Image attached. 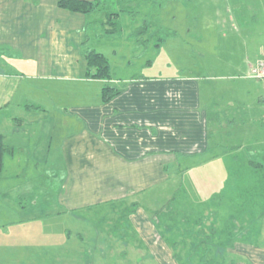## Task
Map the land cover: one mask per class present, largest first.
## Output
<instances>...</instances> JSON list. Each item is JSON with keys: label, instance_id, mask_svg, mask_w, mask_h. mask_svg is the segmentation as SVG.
<instances>
[{"label": "crops", "instance_id": "obj_1", "mask_svg": "<svg viewBox=\"0 0 264 264\" xmlns=\"http://www.w3.org/2000/svg\"><path fill=\"white\" fill-rule=\"evenodd\" d=\"M59 1L0 0V134L9 148L0 177L54 189L57 210L61 206L70 212L100 206L114 209L117 203H132L123 207L127 222L99 232L106 238L98 235L93 246L79 250L76 246L62 254H37L35 259L15 258L10 264H100L106 257L107 264H115L118 250L124 251V263L127 251L134 249L149 250L152 258L161 262L163 251L171 249L162 236L165 229L155 221L168 213L163 211L164 185L187 191L180 171L211 166L218 168L215 177L219 180L220 171H227V149L210 157L207 137L216 134L210 126L216 113L205 103L194 77L114 78L111 83L123 92L104 102L102 90L107 81L87 75L84 50L92 46L93 37L109 36L102 27L105 13L130 5L123 0H90L101 3V8L83 14L60 8ZM145 3L149 10L158 4L156 0ZM128 13L119 19L122 26H128L126 17L132 25L150 20L147 13L142 19ZM96 14L104 15L98 20ZM257 51L263 55L264 45L258 44ZM244 122L236 117L229 120L248 128ZM216 123L223 122L218 119ZM55 142L56 159H52ZM236 147L244 150L242 144ZM254 150L257 155L262 150L264 155L263 146ZM239 158L240 164L249 163L252 178L264 179V166L254 167L250 162L254 156ZM257 162L264 164V156ZM173 171L174 180L170 176ZM53 178H58L54 184ZM229 179L226 186L232 185ZM233 184L237 197L238 189L244 187L242 177ZM150 200L154 203L147 209ZM165 200L170 198L165 196ZM47 206L42 205L43 213L38 216L23 217L15 224L61 214V209L44 211ZM263 207L256 211V218L264 215ZM116 233L120 235L117 238L113 236ZM255 236L260 244L256 248L261 251L254 257L241 254L245 264H264V239L257 226ZM80 239L83 244V237Z\"/></svg>", "mask_w": 264, "mask_h": 264}, {"label": "rangeland", "instance_id": "obj_2", "mask_svg": "<svg viewBox=\"0 0 264 264\" xmlns=\"http://www.w3.org/2000/svg\"><path fill=\"white\" fill-rule=\"evenodd\" d=\"M156 1V8L150 10L145 0L122 1L133 9L139 5L142 9V16L138 17L140 19L144 14H149L152 26L148 34H135L134 31L142 26L140 20L137 21L138 25H132L126 17L128 26L120 24L119 34L106 38L99 34L93 37L92 46L108 57L114 78L157 76L162 79H198L202 98L209 109L216 113L210 121V126L216 130L215 138L209 140L210 157L227 149V171H220L221 182L215 177L219 174L218 168L213 170L211 166L207 168L208 171H180L192 200L208 204L204 214L193 217V220L183 215L166 220L163 214L160 217L157 214L155 221H159L160 226H177L176 234L164 230L162 235L164 239L174 240L172 247L175 245V248L165 249L161 262L152 258L149 250L134 249L127 251L128 256L123 257V263L121 256L124 251L118 250L115 251V264H222L223 256L227 264H245L246 260L240 257L241 254L254 257L261 251V248H256L260 246L255 236L256 226L264 239V215L257 220V225L254 222L258 215L256 211L264 206V179L258 181L257 175L252 178L248 162H237L239 157L253 159L254 156L255 161H260L264 156L262 150L258 155L254 153L255 148L264 147V83L251 73L252 67L259 61L257 56L264 57L257 51L258 44L264 45V0ZM103 15L96 14L95 17L100 20ZM235 117L246 121L244 124L249 127L242 123H229ZM218 119L223 123H216ZM240 144L243 145V151L236 148ZM56 147L57 143L52 149V159L55 158ZM228 172L232 183L242 177L244 187L238 189V198L237 192H234L235 185L226 186ZM174 174L176 171L170 174L173 180ZM52 181L54 184L58 178ZM246 185L250 188H246ZM180 188L164 185L163 211L167 210L170 217L176 211V204L169 201L174 195L178 197ZM224 188L227 191L223 194ZM187 191L183 190L181 193L184 194L180 198L184 199ZM165 196L170 200H165ZM131 203L132 200H129L117 203L114 209L112 206H100L74 212L61 206L59 217H44L36 222L15 224L23 217L31 218L43 213L41 207L45 204L49 206L43 210L48 213L60 210H57V193L54 189L21 183L17 178L11 181L0 177V264H10L15 258L35 259L37 254H62L76 246L77 250L89 248L98 235L106 238L99 232L127 222L123 207ZM153 203V200L148 201L147 209ZM190 229L194 232L188 237L185 232ZM113 236L117 238L120 235ZM82 237L84 243L80 244ZM210 248L213 253L205 254L203 260V253H194L195 250ZM106 261L107 257L100 264H107Z\"/></svg>", "mask_w": 264, "mask_h": 264}, {"label": "trees", "instance_id": "obj_3", "mask_svg": "<svg viewBox=\"0 0 264 264\" xmlns=\"http://www.w3.org/2000/svg\"><path fill=\"white\" fill-rule=\"evenodd\" d=\"M58 6L62 9H66V10L71 11V12L87 14V13H93V12L99 10V8H101V3L90 1V0H60L58 2ZM128 8H131L130 11ZM125 11L129 12L128 15L131 14L132 17H134V15H135V17L136 16L138 17L140 15L142 16V9L139 8L137 10V7H136V9H133L130 6L126 7L125 10H116L114 12H110L107 14L105 13V15L103 17V21H102V27H103L104 33L106 35L113 36V35L117 34L118 32H120L119 19ZM144 13H145V11H144ZM144 17L145 16H143V18ZM141 25L142 26L139 28V30H137L136 32L134 31V33L139 34V35L148 34V32L150 31V27L152 26L150 23V20L145 18L142 21ZM149 41H150V39H148V43H149ZM156 46H158V44L155 45V47ZM84 58L87 62V75L89 77H91L92 79H99V80L107 81V83L105 84V86L102 90V99L104 102L111 101L113 98L117 97L118 95H120L123 92L122 89H120L118 86L111 83L114 80V75L112 72V67H111L110 61L104 53L97 51L92 46H89L84 50ZM148 64L149 65L151 64L150 61H148ZM207 138H208V140H211L212 138H215V134L213 132H211L210 134L208 133ZM236 148L240 149L239 147H236ZM8 151H9V148H8L6 139L3 135L0 134V175L2 174V172L4 170V160H5V156H6ZM250 162H251L252 166H254V167H257V165L264 166L263 163L259 164L255 160H250ZM228 177H230V172L228 174ZM230 183H232V182L230 181ZM233 183H232V185H234ZM246 188H250V186H246ZM182 189L183 188L181 187L178 190V192H177L178 197L176 196V198L174 200L169 201L171 203L175 202L176 211L173 212L174 215L172 217L168 216V215H170L169 212L166 215H163V217L166 218V220L168 218L171 219V218L179 217L180 215H183L187 218H192V220H193L194 219L193 217H195V216L201 217L202 214H204L208 204H205L204 202H201V204L195 203L192 200L191 196L188 194V192H185V195L183 197L184 199H182V197L180 198V195L184 194V193H181L184 190V189L183 190ZM235 190H236V188H235ZM179 193H181V194H179ZM124 219H127V218H124ZM256 220H258V218L255 217L254 222ZM161 223H162V221H161ZM161 226H163L166 233H171L173 235V233L176 234V232H177V230H176L177 226L173 227L172 224L171 225H165V226H164V224H161ZM192 231L194 232V230L190 229V230H187L185 233L187 234L188 237H191L190 233H192ZM198 239H200V238H198ZM166 240L168 241V245H170L172 249L175 248V245H174V247H172L174 244V242H173L174 240H172L171 238H166ZM200 250H195L194 253H195V255H198V253H203V255H202L203 257L201 258V260H203L205 254L209 255V254L213 253V250L211 248L204 250V251H200ZM224 251H225V249H224ZM190 258L195 259L197 257H190ZM223 260H224V262L222 264L228 263V261L226 260V258L224 256H223ZM233 264H235V262Z\"/></svg>", "mask_w": 264, "mask_h": 264}, {"label": "built area", "instance_id": "obj_4", "mask_svg": "<svg viewBox=\"0 0 264 264\" xmlns=\"http://www.w3.org/2000/svg\"><path fill=\"white\" fill-rule=\"evenodd\" d=\"M252 75L264 83V59L257 62L255 66L252 67Z\"/></svg>", "mask_w": 264, "mask_h": 264}]
</instances>
